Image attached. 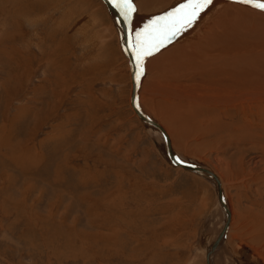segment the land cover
<instances>
[{
	"label": "rangeland",
	"instance_id": "374dc122",
	"mask_svg": "<svg viewBox=\"0 0 264 264\" xmlns=\"http://www.w3.org/2000/svg\"><path fill=\"white\" fill-rule=\"evenodd\" d=\"M145 1L131 0L129 12L138 106L165 128L177 156L222 179L232 211L225 264H264V127L252 126L264 97L230 102L212 73L173 75L160 59L172 51V68L193 67L202 49L196 42L227 8L231 25L237 9L255 15L238 27L244 35L262 31L235 54H264V9L255 6L264 0H221L192 38L158 50L154 36L175 18L162 14H180V1ZM68 3L0 0V264H207L222 224L211 222L216 186L172 164L165 137L135 113L132 65L104 1L83 0L80 10ZM117 6L122 12L123 0ZM96 8L108 18L105 33L89 15ZM137 34L151 55L138 56Z\"/></svg>",
	"mask_w": 264,
	"mask_h": 264
},
{
	"label": "bare ground",
	"instance_id": "6f19581e",
	"mask_svg": "<svg viewBox=\"0 0 264 264\" xmlns=\"http://www.w3.org/2000/svg\"><path fill=\"white\" fill-rule=\"evenodd\" d=\"M104 1V0H103ZM180 2H176L174 4H180V7L181 8L184 4L182 3L183 0H179ZM214 1L216 0H213V2L211 4H209L208 6L211 7V10L210 12L207 11L206 13V16L203 15L205 18H207L208 16H211L213 13H214V10L217 8V6L221 5L222 4V1L221 0H218V3L214 4ZM104 3L106 4V2L104 1ZM116 3H117V0H116ZM146 4L147 7L151 6L152 2L149 1V0H146L144 2ZM157 3V1H156ZM154 2V4H156ZM189 3V0H187V4ZM153 4V5H154ZM166 2H164L163 5H165ZM107 5V4H106ZM144 5V4H143ZM162 6V5H161ZM167 6V5H166ZM207 6V7H208ZM152 7V6H151ZM228 7V6H227ZM108 8V6H107ZM177 8V7H176ZM226 8V7H225ZM232 8V7H231ZM230 9V8H229ZM245 9V8H244ZM249 9V8H248ZM109 10V9H108ZM153 10V9H152ZM110 12V11H109ZM121 12V11H120ZM229 10L228 8L225 9L223 11L222 14H218L217 15V20L215 22V27L214 28H210L209 30H205L206 32V35L203 36L202 38H200L196 44H201L202 45V49L200 51V59H199V62L195 65H193V67H188V66H184L183 65V62H179V63H174L173 65V68L171 67V64L172 62L168 60V56L172 54V51H165L163 53V55L160 56V59H162V65H165V66H168L169 68V71L171 74L175 75V74H181L183 69H188L190 68L192 71L195 70V72L199 71L200 73H207V76H209V72L212 73L210 74V76H215V77H212L211 78V81L212 83L217 87V91L219 93H221L223 95V98L222 99H228V101H233V100H243L245 99V96H258L260 98H263L264 97V54H254V53H251V51L249 52V54L247 55H240V53H237L235 54V52L237 50H241L242 47H244V45L246 43H248L250 41L251 38H254L255 37V34L256 33H259L257 31L255 34H254V31H250V33L248 35H244V31L246 30H239L238 27L241 25V23L244 24V22H247V21H250L249 18H254L255 15L249 11H240V10H236L235 11V17H233V21L232 22V25L228 23V20L230 18V15H229ZM262 12V11H261ZM122 13V12H121ZM176 13V11L174 12ZM247 13V14H246ZM263 13V12H262ZM111 14V12H110ZM182 14V13H181ZM180 14V15H181ZM224 14V15H223ZM176 15V14H175ZM178 15V14H177ZM258 15V13H257ZM112 16V14H111ZM125 16V15H124ZM245 16H248L247 18ZM113 17V16H112ZM127 17V16H126ZM246 19H245V18ZM142 17L141 16H138L135 18L136 19H141ZM204 18V19H205ZM244 18V19H243ZM114 19V18H112ZM152 19V18H151ZM198 16L197 18L194 20L193 24L191 23L187 30H190L191 27L195 24L196 22L198 21ZM115 20V19H114ZM113 20V21H114ZM131 20H132V17H131V14L128 15V23H127V30L128 32L130 33V26H132L133 24L131 23ZM151 20H148L147 22H150ZM116 23V22H115ZM264 23V22H263ZM142 24V23H141ZM152 24V23H151ZM117 25V24H116ZM245 25V24H244ZM118 26V25H117ZM140 27V24L136 27ZM221 26H222V31H221ZM138 27V28H139ZM144 27V26H143ZM219 30H218V28ZM119 28V27H118ZM132 28V27H131ZM264 28V27H263ZM150 29V28H149ZM215 29H217V31H215ZM258 30V28L255 27V30ZM119 31H120V28H119ZM262 32V31H261ZM260 32V33H261ZM222 33V34H221ZM121 35V31L119 33ZM222 35V36H221ZM256 36H259V35H256ZM262 37V36H261ZM222 39V41H221ZM256 39V38H255ZM173 40V37L171 38V40H167L166 39V44H169V42H171ZM121 41H122V35H121ZM175 42V40L173 41V43ZM223 42V43H222ZM128 44L130 45L129 47V51H131L132 55L138 59L132 49V46L130 44V40H128ZM122 45L124 47V50L126 51V54L127 56L129 57L130 59V56L128 55V49L125 48L124 44H123V41H122ZM251 45V44H250ZM191 48H193V45L190 46ZM246 48V47H245ZM249 47H247L246 49H248ZM215 50H221L222 53H221V56L218 57V55H216V53H213V54H210L209 51H215ZM261 53V52H260ZM162 57V58H161ZM160 61V62H161ZM131 62V60H130ZM137 65H138V72H134L133 68H132V86L133 84L137 81V87H136V105H137V108L140 110L141 108L138 106V101H137V92H138V86H139V83H140V65L138 64V61H137ZM192 65V64H191ZM198 73V72H197ZM209 76V77H210ZM138 77V78H137ZM207 80H208V77H207ZM205 80V81H207ZM133 90V88H132ZM236 94H238L237 96H235ZM254 100V99H252ZM258 100H261V99H258ZM247 101V100H246ZM249 101V100H248ZM209 102V101H208ZM222 103L224 101H221ZM226 102V101H225ZM179 103V102H178ZM211 103V102H210ZM177 104V103H176ZM240 104V103H239ZM132 105V104H131ZM167 105V104H166ZM170 105V104H169ZM222 105V104H220ZM244 105H248V104H244ZM244 105H242L241 107H244ZM254 105V104H253ZM219 106V105H218ZM132 107L134 108V106L132 105ZM166 107V106H164ZM169 107V106H167ZM185 107V106H184ZM236 107V106H235ZM210 108V107H209ZM173 109V108H172ZM237 109V108H236ZM171 110V108H170ZM204 110V109H203ZM134 111L135 113L137 114V116L142 120V118L139 116V114L136 112L135 108H134ZM230 112V116H231V119L233 118L232 117V114L234 112H232L231 110H229ZM140 112L145 115L146 117H148L144 112H142V110H140ZM169 112H172V111H169ZM213 112V111H212ZM177 113V112H176ZM184 113V112H183ZM204 114V113H203ZM207 116V115H206ZM179 117V116H177ZM182 117H184L182 115ZM181 117V118H182ZM192 117V116H191ZM148 119L158 123L159 125H161L159 122H157L155 118L151 119L150 117H148ZM174 120V119H173ZM143 121V120H142ZM182 121V120H181ZM233 121V120H232ZM144 122V121H143ZM236 122V121H235ZM145 123V122H144ZM258 123V124H257ZM253 124L252 123V126L257 128H262L264 127V113L262 114V116L259 117L258 119V122ZM149 127H152L154 130H155V133L160 137L162 135V137L166 138V136L164 135V133L159 129L157 128L156 126H154L153 124H150V123H146ZM207 124V123H206ZM241 125V124H240ZM162 126V125H161ZM163 127V126H162ZM204 127V126H203ZM206 127V126H205ZM235 127V126H234ZM247 127V126H246ZM164 128V127H163ZM165 129V128H164ZM205 129V128H204ZM248 129V128H247ZM207 132L210 131L209 127H206ZM165 132L167 133V131L165 130ZM172 132L174 133L173 129H172ZM204 132V131H203ZM249 133V132H248ZM206 134V133H204ZM168 135V133H167ZM174 135H180V131L178 132L177 134V131L174 133ZM157 136V137H158ZM164 138V140H166ZM168 138L170 139L169 135H168ZM171 141V139H170ZM167 142V140H166ZM171 146H172V141H171ZM172 149H173V146H172ZM167 152H168V149H167ZM173 152L176 156V158L178 159V161L180 162H183V163H188V164H195V165H199V166H203L205 167L206 169H209L211 170L210 168H208L207 166L205 165H202V164H197V163H189L188 161H185L186 159L185 158H182V157H179L176 155L174 149H173ZM169 155V153H168ZM170 158V156H169ZM170 161L172 162V164H174L173 160H171L170 158ZM176 167H181V168H184L185 170L187 171H190L188 169H186L185 167L183 166H180L178 164H174ZM212 172H214L213 170H211ZM190 172H193V171H190ZM195 173V172H193ZM215 173V172H214ZM197 174V173H195ZM197 175H200V174H197ZM215 175L218 177L219 181H216V179H213V178H208V177H205V176H202L206 179H209L211 180L214 185L216 186V189H217V196H218V199H219V202L220 204H218V210L214 213V220H212L211 222L212 223H218L217 225H219L220 221H222V224H221V227L219 228V230L217 231V234L219 232V234L223 231V229L225 228V226H227V219H228V212L230 213V220L228 222V226H227V233L229 231V227L231 225V221H232V211H231V206H230V202L228 201V197H227V194L225 192V189H224V186L222 184V179L215 173ZM218 186L221 187L222 189V192H223V195H224V199H225V205L227 207L224 206V204L221 202L220 200V197H219V191H218ZM229 204V205H228ZM219 212H221V217L219 218ZM224 212V213H223ZM217 214V216H216ZM217 221V222H216ZM212 226V225H211ZM218 229V228H216ZM210 231V228L209 230ZM215 234V236L217 235ZM218 234V236H219ZM217 237V236H216ZM218 238V237H217ZM216 238V239H217ZM226 238H227V234H226ZM226 240V239H225ZM225 240H223L219 247L217 249L214 250L215 251H219L217 253V256L220 255L219 257H221V260L217 259L216 260V263L214 262L215 260L212 261V256L214 254V252L212 253L211 255V262L212 264H225L227 260V257L225 255L224 252H226L224 249H222V247L224 245H222ZM216 240H214L213 242H215ZM211 242L207 248H206V256H207V252H208V248L210 247V245L213 243ZM222 246V247H221ZM207 264H208V259H207Z\"/></svg>",
	"mask_w": 264,
	"mask_h": 264
},
{
	"label": "water",
	"instance_id": "95a60500",
	"mask_svg": "<svg viewBox=\"0 0 264 264\" xmlns=\"http://www.w3.org/2000/svg\"><path fill=\"white\" fill-rule=\"evenodd\" d=\"M104 1L106 2L107 6H108V9L111 12L113 18L115 19V22L117 23L118 27L120 28L121 35H122V41H123V44H124L125 48L128 49V55L130 56L132 68H133L134 72H138V65H137L138 59H136L132 55L131 51H129V48H130L129 46L130 45L128 44V40L130 38V35H129V32L127 30V23L129 22L128 21V16L126 17L120 12V10H119V8L117 6L116 0H104ZM137 84H138L137 81L133 84V90H132V95H131V104L134 106L136 112L139 114V116L142 118V120L145 123L153 124L154 126L159 128L164 133V135L166 136V140H167L168 153H169V156H170L171 160H173L174 164H178V165L183 166L186 169H188L190 171H193V172H195L197 174H200V175L208 177V178H213V179H216V181H219L218 177L215 175L214 172H212L209 169H206L203 166H199V165H195V164H188V163H183V162L178 161V159L176 158V156H175V154L173 152V149H172V146H171V141L168 138V135L165 132V129L161 125H159L158 123L148 119V117L143 115L140 112V110L137 108V105H136V87H137ZM218 191H219L220 200L224 204V206L226 207L224 195H223V192H222V189H221L220 186H218ZM226 209H227V207H226ZM228 216L229 217L227 219V226H228V222L230 220V213L229 212H228ZM227 226H225V228L219 234V236L216 239V241L213 242L210 245V247L208 248V252H207L208 264H212L210 259H211V255L214 252V250L217 249L219 247L220 243L223 240L226 239Z\"/></svg>",
	"mask_w": 264,
	"mask_h": 264
},
{
	"label": "snow or ice",
	"instance_id": "6c2138e0",
	"mask_svg": "<svg viewBox=\"0 0 264 264\" xmlns=\"http://www.w3.org/2000/svg\"><path fill=\"white\" fill-rule=\"evenodd\" d=\"M212 2L213 0H189L188 4L183 5L181 9L177 10L178 12L182 13V15H180L175 20H171L170 26H166L164 30H160L159 34L154 37L156 43L153 44V47L158 50L165 39L171 40V38L174 37L180 30L179 28H176L177 23H182L184 26L190 25L197 18L199 12ZM244 2L253 3V0H244ZM123 4L124 8L122 9V13L123 15L127 16L128 13L133 10V5L131 0H123ZM255 6L264 9V2H257L255 3ZM155 31L157 30H154V32ZM140 35L141 34H137L136 46L141 49V51L138 53V56L143 58V56L151 55V52L144 51Z\"/></svg>",
	"mask_w": 264,
	"mask_h": 264
},
{
	"label": "crops",
	"instance_id": "0c3cea01",
	"mask_svg": "<svg viewBox=\"0 0 264 264\" xmlns=\"http://www.w3.org/2000/svg\"><path fill=\"white\" fill-rule=\"evenodd\" d=\"M54 1V0H53ZM56 1H58V0H56ZM63 1V0H62ZM67 1V0H66ZM71 3H68V5H69V9L71 10V9H78V10H80L78 7H79V3L81 2V1H83V0H79L78 2H75V1H71V0H69ZM72 3H73V7L71 6L72 5ZM34 5H36V3H34ZM180 5V4H179ZM181 9V8H180ZM120 10V9H119ZM174 11V10H173ZM81 12H83L84 14H89V10L88 9H84V10H81ZM93 12L95 13V14H89V15H91L92 16V18H93V22H94V24L95 25H97L98 26V33H105V31H108L109 30V27H107V20H108V18H107V16L103 13V12H100V10H99V13L100 14H98V10H97V8L95 9V10H93ZM168 12V11H167ZM102 13V14H101ZM200 13V12H199ZM170 14H171V12H170ZM170 14H168V13H164V14H162V15H168V18H170ZM181 14V13H180ZM180 14H178V15H175L174 14V12H173V14L171 15L172 17H175L173 20H175V19H177L179 16H180ZM96 15H98V16H96ZM128 15H130V13H128ZM127 15V16H128ZM182 15V14H181ZM152 15H150V17H151ZM155 17V16H154ZM204 16H202V17H200L199 16V14H198V21L196 22V24L197 25H193L192 27H191V29H190V31L188 32V33H186V30H187V28H188V26L189 25H187V26H183L182 28L180 27L179 29V31L176 33V35L173 37V40H175V42L177 41V40H182V39H184V38H186V36H189L190 38H192L193 37V35L194 34H192V32L191 31H194L198 26H200L205 20H206V18L205 19H203L202 20V18H203ZM150 20V19H149ZM104 22H105V24H106V27H102L103 25H104ZM194 22V21H193ZM170 23H171V21H169V23L166 25V26H170ZM100 24H101V26H100ZM193 24V23H192ZM178 23L176 24V28H178ZM165 26V27H166ZM116 36V34L114 33V37ZM156 36V35H155ZM154 36V37H155ZM132 38V35L130 36V43H131V39ZM190 38H186V40H188V39H190ZM146 39V38H145ZM153 40V39H152ZM150 42H151V40H149ZM121 43V42H120ZM166 43H168V42H165L164 41V43L162 44V46L164 47V46H166ZM121 45V44H120ZM131 45H132V43H131ZM123 48V51L126 53V51L124 50V47H122ZM127 55V54H126Z\"/></svg>",
	"mask_w": 264,
	"mask_h": 264
}]
</instances>
